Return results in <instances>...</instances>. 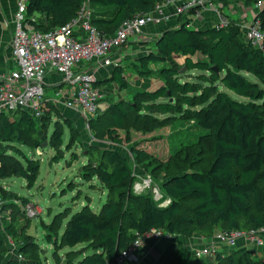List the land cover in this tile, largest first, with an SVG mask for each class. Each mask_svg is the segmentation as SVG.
I'll return each mask as SVG.
<instances>
[{
	"label": "trees",
	"instance_id": "16d2710c",
	"mask_svg": "<svg viewBox=\"0 0 264 264\" xmlns=\"http://www.w3.org/2000/svg\"><path fill=\"white\" fill-rule=\"evenodd\" d=\"M162 1L28 0V15L35 17L31 23L38 30L48 32L69 23L89 3L92 24L112 34L126 19L151 12ZM216 2L224 6L232 0ZM255 19L260 20L264 32V6ZM242 31L237 20H231L228 27L192 28L185 22L179 27L163 28L152 41L153 48L139 56L133 65L136 74L159 75L163 83L153 89L134 88L131 98L113 100L89 120L92 135H106L113 144L123 146L131 138H123L120 130L134 127L152 131L164 124L181 121L183 126L188 122L181 141L187 147L210 142L213 160L205 170L187 167L171 174L162 186V198L170 202L162 205L151 194L133 190L132 165L121 151L88 147L83 178H97L99 183L91 186L106 191V201L99 211L85 204L67 220L62 233L59 229L63 218L61 213L56 215L59 227L48 224L51 230L44 237L55 246V255L59 249L87 241L86 248L92 252L78 257L71 250L69 257L72 253L74 257L68 263L108 264L152 228L169 235H201L208 239L222 230L249 232L264 228V48L247 41ZM177 56L184 57L183 64L177 63ZM153 63L161 67L154 70ZM183 66L186 71L200 69L203 73L183 78ZM125 72V67L116 66L104 82L129 89ZM250 75L256 80H251ZM221 85L247 99L234 98ZM51 110L59 113L56 107ZM62 122L74 132L72 138L78 134L71 118L58 119L50 140L56 150L64 143ZM48 123L49 120L39 124L26 110L0 114V181L17 176L25 178L29 187L34 185L39 161L21 157L17 149L24 153L20 145L42 146L39 131ZM133 152L137 161L150 158L144 149L135 147ZM3 190L0 185V198L4 199ZM6 236L26 260L34 259L36 263L8 257ZM254 253L252 249L219 252L213 262L211 257H198L185 246L171 242L156 264H264V258L248 261L245 257ZM0 264H41L35 241L26 240L6 224L5 232L0 231Z\"/></svg>",
	"mask_w": 264,
	"mask_h": 264
},
{
	"label": "built area",
	"instance_id": "2783aa9c",
	"mask_svg": "<svg viewBox=\"0 0 264 264\" xmlns=\"http://www.w3.org/2000/svg\"><path fill=\"white\" fill-rule=\"evenodd\" d=\"M255 8L264 6V0H257ZM173 7L174 12L170 9ZM220 5L216 0H163L148 13L137 14L126 19L112 34L102 32L91 22L92 11L85 3L78 15L69 23L56 27L48 32L40 31L31 23L34 16L28 15V0H17L11 23L13 68L0 74V114H12L17 110H26L40 121L46 110L51 107L70 108L81 117L90 120L99 115L103 90L96 85L99 81L98 69L110 65L120 66L125 50L131 38L143 42L146 39V28L179 27L181 23L199 28L197 20L202 8H209L219 13ZM174 24H171L173 19ZM213 26L228 27L229 18L220 16ZM242 24V34L247 41L264 48V32L259 19ZM162 28V29H160ZM90 63H95L89 66ZM59 74L62 82H47V77ZM63 86L58 87V85ZM137 192H142L136 187ZM162 197L157 198L159 201ZM170 199L162 201L167 205ZM4 200L0 198V210ZM30 216L34 215L31 205L26 207ZM217 231L215 239L191 249L198 257H212L221 252V248L238 245L237 237L248 234L250 242L258 248L264 246L260 231ZM169 234L160 228H152L124 249L115 261L108 264H123L137 261V251L146 241L158 240ZM213 237V236H212ZM8 257L24 261L26 258L18 251L14 241L6 236ZM220 247V249H219Z\"/></svg>",
	"mask_w": 264,
	"mask_h": 264
},
{
	"label": "rangeland",
	"instance_id": "374dc122",
	"mask_svg": "<svg viewBox=\"0 0 264 264\" xmlns=\"http://www.w3.org/2000/svg\"><path fill=\"white\" fill-rule=\"evenodd\" d=\"M219 13L222 15L220 9ZM147 44L149 46L154 45L153 42ZM175 60L181 65L184 57L175 58ZM128 71L136 75V71L132 66L128 68ZM201 73L203 71L200 69H190L183 73L182 76L183 78L192 79ZM249 77L253 81L256 80L251 75ZM61 82L62 80L57 81V83ZM134 88L138 87L131 85L128 89L130 95ZM221 88L236 99H247V97L238 95L223 85H221ZM116 91H119L118 88ZM114 92L115 90L105 91V100H108V105L115 99L112 97L115 95ZM105 109L107 108L103 109V106H101L99 114ZM58 110V114L57 112L54 114L52 110H46L39 121V124L44 125V122L49 120L48 126L41 128L39 131L40 139L44 140L42 146L33 148L25 144H16L17 146L20 145L24 150L23 153L17 149L21 152V157L23 155L25 156L24 158L27 157L39 161L40 168L34 185L29 187L25 178L17 176H10L0 181V185L4 189L2 196L5 203L0 210V231L2 233L5 232L6 224H11L12 229L17 230L20 236L26 238V240L35 241L39 250L41 264H69L68 260L74 257L73 253L69 257L70 253L68 252L71 250L78 257L92 252V249L86 248L88 242L84 241L73 247L66 246L63 249H59L55 255V246L48 243L44 238L46 232L51 230L48 224L52 223L54 227H59L56 222L57 218H55L57 214L61 213L60 217L63 218V223L59 229V232L62 233L67 220L85 204H90L94 211H99L106 201L107 192L103 191L102 188L91 186L95 183L98 184V179L87 181L83 178L85 173L83 166L87 163L86 154L88 147L116 148L121 151L132 165L134 174L133 190L137 192L136 187L138 186L142 192L151 194L155 200L163 197L165 193L162 189L163 183L171 174L187 167L205 170L213 160L210 142L206 141L193 147H187L181 141L185 139L186 133L184 130L187 128L188 122H184L183 126L181 121L164 124L152 131L138 130L134 127L120 130L119 134L123 138L127 136L131 138L130 142L126 141L123 146H120L110 142L106 135L102 137L92 135L90 121L75 113L74 110L66 107L58 108ZM160 116L163 118V115ZM66 118L73 120L78 134L72 138L74 132L62 122L64 143L60 150H56L50 144L55 122L58 119L64 121ZM45 142H47L46 145H44ZM135 147L147 151L150 158L137 161L133 152ZM74 153H76L77 158ZM164 200H168V198L165 197L159 201ZM29 205H31V209L34 212L33 216H30L26 211V207ZM217 233L213 235L211 240L215 239ZM179 237L181 238V236ZM259 237L264 238V230L260 231ZM21 240L23 242L25 239ZM237 240L238 242L243 241L245 246L247 243H253L250 242L251 240L246 233L237 237ZM206 241L209 240L207 239ZM254 246L256 247L254 249L255 253L245 256L248 261L264 258V246L260 249L257 245L254 244ZM214 257L215 255L210 258L213 262L215 260ZM21 262L36 263L34 259Z\"/></svg>",
	"mask_w": 264,
	"mask_h": 264
},
{
	"label": "crops",
	"instance_id": "0c3cea01",
	"mask_svg": "<svg viewBox=\"0 0 264 264\" xmlns=\"http://www.w3.org/2000/svg\"><path fill=\"white\" fill-rule=\"evenodd\" d=\"M251 2L252 0L250 1L232 0V2L224 6L222 3H220V6L222 7L221 9L222 15L220 16L229 18L230 20L240 21L243 24L244 23L248 24L254 19L255 15L259 11L257 8H255L254 2L253 3ZM16 3L17 0H0V74L8 73L13 68V52L11 47V40H12L11 23L15 13ZM170 10L174 12L173 7H171ZM201 13L202 14L200 18L197 20V25L200 27L213 26L220 20L219 14L212 9L202 8ZM175 21L176 19L174 18L171 24H174ZM145 33H146V39L143 42L135 41V38L130 39L129 45L124 52L126 54H124L121 66L125 67L126 78L130 84V87L131 85H134L141 88L153 89L163 83V81L161 80L162 78L160 79L158 75H153L151 77H140L137 74L134 75L133 73L128 71V68L130 66L133 67V65L137 63V59L139 58V56L150 51L151 48H153V45L149 46V44L147 43L149 42L152 43V41L159 36L160 31L159 28L157 27L149 26L146 28ZM175 58L179 59V56ZM94 64L95 63H90L89 66H93ZM115 67H116L115 65H110L106 67H100L98 69L99 82L101 83L100 86L104 94L103 100L101 102V106H103V109L109 106L108 100H105L106 90H115L114 92L115 95L112 96L115 98L113 100H117L119 98L127 99L131 97V95L129 94L130 91L128 89H122L116 83L104 82L111 75ZM160 67H161L160 63L151 64V68L154 70H157ZM59 80H61V77L57 73L47 77L46 79L47 82H55ZM117 88L119 91H116ZM77 114L79 115V113ZM179 236H181V238ZM211 238L208 239L201 235H193L191 237H187L183 235H168L167 237L158 239L157 241L156 240L146 241L144 246H142L137 251V256L139 257V259L137 261H129L123 264H153V263L155 264L159 256L163 253L164 249L171 242H176L178 244H181L191 252L192 248L202 246L207 242L206 241L207 239L211 241ZM255 248L256 247L254 246L253 243H247L245 246L244 242L240 241L236 246L221 248V253L223 252L228 253L235 249L254 250ZM229 249H231V251H229Z\"/></svg>",
	"mask_w": 264,
	"mask_h": 264
},
{
	"label": "water",
	"instance_id": "95a60500",
	"mask_svg": "<svg viewBox=\"0 0 264 264\" xmlns=\"http://www.w3.org/2000/svg\"><path fill=\"white\" fill-rule=\"evenodd\" d=\"M186 69H187V67L185 66V67L180 69V72L183 73L186 71ZM213 69H216V67H213ZM61 86H63V84L58 85V87H61ZM46 144H47V142L44 143V145H46Z\"/></svg>",
	"mask_w": 264,
	"mask_h": 264
}]
</instances>
